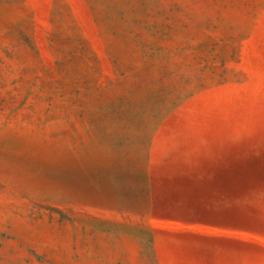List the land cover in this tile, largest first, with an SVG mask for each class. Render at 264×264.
<instances>
[{
    "label": "rangeland",
    "instance_id": "obj_1",
    "mask_svg": "<svg viewBox=\"0 0 264 264\" xmlns=\"http://www.w3.org/2000/svg\"><path fill=\"white\" fill-rule=\"evenodd\" d=\"M235 146L264 154V0H0V264H264V180L256 225L152 205Z\"/></svg>",
    "mask_w": 264,
    "mask_h": 264
},
{
    "label": "water",
    "instance_id": "obj_2",
    "mask_svg": "<svg viewBox=\"0 0 264 264\" xmlns=\"http://www.w3.org/2000/svg\"><path fill=\"white\" fill-rule=\"evenodd\" d=\"M199 163L203 167L201 170L183 166L153 178L154 210H182L197 219H210L229 227L256 225L258 218L246 210L248 208L236 204L234 199L256 182L264 180V154L241 153L239 147L235 146L213 159H199ZM213 191L218 193L210 196ZM176 235L207 246H244L241 241L228 237L193 233Z\"/></svg>",
    "mask_w": 264,
    "mask_h": 264
},
{
    "label": "trees",
    "instance_id": "obj_3",
    "mask_svg": "<svg viewBox=\"0 0 264 264\" xmlns=\"http://www.w3.org/2000/svg\"><path fill=\"white\" fill-rule=\"evenodd\" d=\"M236 204L240 205L238 202H236Z\"/></svg>",
    "mask_w": 264,
    "mask_h": 264
}]
</instances>
